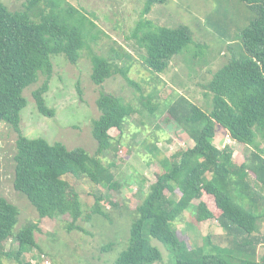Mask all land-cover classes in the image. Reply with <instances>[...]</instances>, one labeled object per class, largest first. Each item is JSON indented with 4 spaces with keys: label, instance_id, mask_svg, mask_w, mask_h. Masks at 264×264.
I'll use <instances>...</instances> for the list:
<instances>
[{
    "label": "trees",
    "instance_id": "1",
    "mask_svg": "<svg viewBox=\"0 0 264 264\" xmlns=\"http://www.w3.org/2000/svg\"><path fill=\"white\" fill-rule=\"evenodd\" d=\"M239 1L255 12L240 33L246 57L232 56L203 85L212 95L209 112L183 95L164 105V121L177 124L192 146L169 158H158L160 151L154 144L148 148L161 173L136 206L125 248L113 264L160 263L162 254L152 245V239L170 251L173 259H168V264H264V234L260 232L264 196L255 189L257 185L264 189V0ZM168 2L145 0L141 18L131 33L144 49V66L154 74L164 73L172 58L192 42L188 27L153 28L144 18L154 5ZM93 27L95 24L66 0H25L18 11H10L0 1V115L17 134L13 188L26 197L40 218L67 216V232L83 231L78 221L88 222L94 215L106 217L101 202L117 206L101 193L93 194L94 204L85 212L79 187L87 183L93 188L101 186L112 195L119 191L122 184L113 170L120 141L112 138L109 130L122 134L136 111L122 98L100 92L95 102L100 114L91 124V135L97 143L93 155L82 147L68 149L63 143L24 136L20 113L27 104L23 91L37 83L41 75L43 82L33 92L35 105L40 114L53 116L54 110L44 99L53 71L51 58L63 56L76 64L87 40L96 41ZM91 62L93 84L101 85L115 73L129 82L127 68L118 67L113 58L93 54ZM138 101L150 116L159 109L151 96H140ZM217 126L249 149V156L240 164L233 162L228 146L219 149L214 145ZM187 211L197 222L215 218L225 236H208L205 243L188 247L175 229ZM18 216L17 207L0 196V264H31L23 257L38 248V225L28 222L15 230ZM8 242L11 248L6 250ZM112 246L108 243L102 250Z\"/></svg>",
    "mask_w": 264,
    "mask_h": 264
},
{
    "label": "rangeland",
    "instance_id": "2",
    "mask_svg": "<svg viewBox=\"0 0 264 264\" xmlns=\"http://www.w3.org/2000/svg\"><path fill=\"white\" fill-rule=\"evenodd\" d=\"M0 1L10 11L21 10L25 2ZM66 1L95 24L91 33L96 36V41L87 40L79 61L74 65L63 56L51 58L53 71L44 99L54 114L44 116L36 108L33 92L43 82L44 78L40 75L37 83L23 91L27 104L20 113V127L28 138H43L50 144L63 143L68 149L82 147L93 155L97 143L91 135V124L100 114L95 103L100 92L120 97L132 105L136 112L125 124L123 133L109 130L110 136L120 141L119 152L114 159L116 169L113 171H116L121 188L112 195L101 186L93 188L82 183L79 187L85 212L94 204L93 194L101 193L117 206L101 202L106 217L94 215L88 222L78 221L83 231L67 232L65 226L70 222L67 216L40 218L26 197L13 188L17 134L1 120L0 196L19 211L15 230L28 222L37 224L40 229L35 232L38 248L25 254L24 261L31 264H113L125 248L130 225L136 218V206L156 175L161 173L158 161L148 148L154 144L160 151L158 158H169L192 146V141L177 124L172 120L164 121V105L177 95H183L203 111L211 110L212 95L203 85L232 56L246 57L240 33L254 19L255 12L239 0H170L164 5H154L144 17L150 20L153 28L186 26L192 36L191 44L183 53L172 58L167 70L154 74L144 66V49L131 36L141 18L145 0ZM209 14L211 16L207 19ZM93 54L113 58L118 67L127 68L129 82L115 73L101 85L93 84L90 79ZM140 96L144 99L151 96V102L159 105L154 116L143 109L138 101ZM213 142L219 149L228 146L235 164H240L249 156V149L230 139L219 126ZM250 176L252 183L253 177ZM255 189H259L264 196L263 188L257 185ZM170 197L175 198V195L170 194ZM258 201L261 202V199ZM175 229L188 247L205 243L208 236L218 239L225 236L215 218L197 222L188 211L175 224ZM260 232L264 234V223L260 225ZM108 243L113 244L112 248L103 251L102 247ZM152 245L158 247L163 260L153 264L172 261L170 251L163 244L152 239ZM10 246V242L6 243L5 249ZM12 248L15 250L14 245ZM6 263L15 264L13 261Z\"/></svg>",
    "mask_w": 264,
    "mask_h": 264
},
{
    "label": "water",
    "instance_id": "3",
    "mask_svg": "<svg viewBox=\"0 0 264 264\" xmlns=\"http://www.w3.org/2000/svg\"><path fill=\"white\" fill-rule=\"evenodd\" d=\"M0 120H1V115H0Z\"/></svg>",
    "mask_w": 264,
    "mask_h": 264
}]
</instances>
